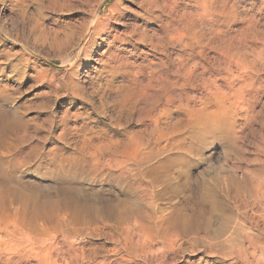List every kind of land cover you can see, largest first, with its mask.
Here are the masks:
<instances>
[{
	"label": "rangeland",
	"instance_id": "rangeland-1",
	"mask_svg": "<svg viewBox=\"0 0 264 264\" xmlns=\"http://www.w3.org/2000/svg\"><path fill=\"white\" fill-rule=\"evenodd\" d=\"M116 1L0 0V235L45 233L13 261L264 264V0ZM98 10L109 41L88 36ZM144 157L167 167L140 177ZM202 182L240 244L160 239Z\"/></svg>",
	"mask_w": 264,
	"mask_h": 264
},
{
	"label": "bare ground",
	"instance_id": "bare-ground-1",
	"mask_svg": "<svg viewBox=\"0 0 264 264\" xmlns=\"http://www.w3.org/2000/svg\"><path fill=\"white\" fill-rule=\"evenodd\" d=\"M144 2H145V0H141L142 4H145ZM119 5H120V2H119V0H117L116 3L114 4L113 8H112L115 12L118 11L117 15H120L124 11V8L121 9L119 7ZM98 14H99V10L96 11L94 14V20L91 23V28L87 31L88 36L90 38H92V37L99 38L100 36H103L105 40L109 41L111 38V36H110L111 34H110V27L107 23L108 21L100 19L98 17L99 16ZM114 35H115V33H114ZM157 41H159V40H157ZM90 43H93L92 39L87 44H90ZM152 45L154 46L155 50L157 48H159V44L157 42H156V44L152 43ZM115 53L111 54L110 57H108L109 58L108 63H112L114 61L115 62L117 61L120 67L121 66L126 67L123 63L124 61L122 62V60ZM177 60L179 62H181L179 56H178ZM143 69H140V70H143ZM173 70H175V69H173ZM136 74H138V72ZM148 75H150V74H148ZM204 118H205L204 119L205 123H204L203 128H202V133L204 135H212L213 133L217 132V128L222 124L221 117L204 116ZM145 159L146 158L144 157L143 159H141V161L139 163H137L138 161L136 162V164H137L136 169L139 171L138 175L140 177H144V176L146 177L147 174L159 172L161 168L167 167V165L165 164V165H161L160 167H151L150 166L147 169H142L143 167L141 168V166L146 164ZM205 181H208V180H205ZM208 182H210V181H208ZM154 183H155V180L153 179L152 184H154ZM202 183H203V186H202L203 194H201V196L198 199L200 201H199L198 205L196 204V207H197L196 209L188 211L187 209H185L182 206L183 208L182 207L181 208H175L174 210H172L171 214L168 216V218L166 220L163 221L162 220L163 217H162L161 223L164 222V225H163L164 228H163V231L161 233L160 239H165L168 242L170 241V243H168L170 245L172 242H174V240H176V238H178L180 236L187 237V238H189V237L190 238L191 237L196 238V236H199V235L203 236L204 235L205 237H208V239L209 238L221 239L222 240L221 243L223 245L225 244L226 246H228V244H230V246H231V243H233V242H234L233 243L234 245L240 244L239 242L241 239L238 241L237 237H238V233H240L239 231H241V230H238L240 228L238 227L237 221H236L237 226L235 224V220H236L235 218H238V217H236L237 215L234 217V215L232 214L234 212L231 213V211L229 209H227V206L224 205L223 202L222 203L220 202L221 200L218 201L217 198L215 196H213V194L211 193V187H210L211 182L209 184L206 182H202ZM231 183L233 184V182H231ZM155 187H157V185H155ZM202 189H201V192H202ZM236 191H240L239 185L236 188ZM233 198H234V201H233L234 202V206H233L234 209L233 210H242L243 211L248 207L247 206L248 205L247 200H245V198L243 196H241V194L239 196L234 195ZM166 211H168V210H166ZM160 218H161V216H160ZM164 219H165V217H164ZM150 228H152V227H150ZM155 228H157V225ZM157 229H155L154 231H156ZM42 233H36L33 236L32 235L28 236V234L23 235L22 233L16 232L15 230H12V231L4 230L2 232V235H0V264H17L19 261L18 260L13 261L14 258H17V257L24 258V256H29L32 253H34V255H35L36 251H38L41 248L42 244L40 245L39 243H41V242H43V240H45V238L43 237L45 233L44 234H42ZM157 235H160V233ZM45 236H47V235H45ZM156 237L159 238V236H156ZM156 240H158V239H156ZM248 240H250L249 237L247 238L246 236H244L243 241H248ZM163 243L166 244L165 242H163ZM172 245H174V244L172 243ZM136 246H140V249H139V251L141 252L140 255L148 252L149 246L146 243H141L140 238H138ZM134 252H137V250H134ZM155 255H157V254H155ZM24 262H26V261H24ZM36 264H59V262H58V260H50V261H45V262L40 260V261H36ZM82 264H84V263H82Z\"/></svg>",
	"mask_w": 264,
	"mask_h": 264
}]
</instances>
